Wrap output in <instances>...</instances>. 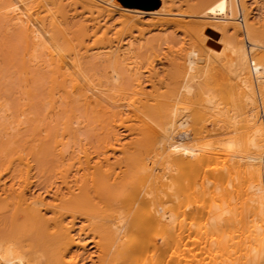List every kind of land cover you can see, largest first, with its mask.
I'll use <instances>...</instances> for the list:
<instances>
[{"label":"bare ground","instance_id":"bare-ground-1","mask_svg":"<svg viewBox=\"0 0 264 264\" xmlns=\"http://www.w3.org/2000/svg\"><path fill=\"white\" fill-rule=\"evenodd\" d=\"M29 1L0 0V16L5 15L12 27L19 30L23 27L26 45L21 71L29 74L28 81L34 83L43 67L49 66L47 102L53 114L62 113L54 116L49 111L51 118L83 109L82 114L91 116L95 122L92 126L100 124L106 136L99 140L100 148L93 151L82 141L81 148L77 152L72 149L75 154L70 153L72 163L66 164L55 153L49 154L53 162L60 159L61 166L68 165L64 169L58 166L56 170L54 165L58 162L53 165V171L60 170L59 178L66 189L61 191L58 186L53 203H48L45 197L51 190L37 195L32 192L33 165L25 155L31 153L38 163L35 157L41 159L59 145L68 146L67 129L73 135L81 130L80 127L73 130L71 124L76 111L68 114L74 116L66 119L70 126L66 120L61 121L65 125L62 129L50 123L53 131L45 132L48 134L45 140L37 142L43 135L39 138L38 134H30L32 139L26 140L29 142L26 148L23 146L26 141L20 139L22 136L16 138L19 133L15 131L13 138L11 134L2 136L3 142L0 136L3 148L0 150L6 149L7 153L6 161H2L19 175L18 186L1 189L3 184H0L3 191L0 205L11 206L10 223L23 228L17 235L10 231V240H0V264H264V7L261 0L255 1L260 5L254 10L255 19L258 17L255 23L248 22L246 0H159L155 8L127 6L116 0H93V5L106 9L110 15L117 12L129 28L155 15L175 22L187 16L199 20L200 25L191 29L198 32L196 35L205 47L202 51L207 53V67L217 62L235 66L242 87L222 107L213 95L206 99L214 104L210 110L204 105L192 111L187 93H192L191 81L197 76L193 71L198 68L199 48L193 46L183 53L182 82H177L175 87L165 80L155 82L152 73L148 75L152 77L148 80L152 83L148 91L143 85L145 72L133 35L121 37L114 44L113 40L107 41L106 32V39L101 35L100 40L94 39L99 40L96 46L88 45L91 24H83V20L72 31L67 28L68 17H60L48 5L30 7ZM231 27L240 30V41L229 34ZM94 32L96 36L97 31ZM95 50L105 51V58L111 63L110 75L95 79L88 73L85 59ZM35 91L34 86H24V100H33ZM26 101L23 104L30 103ZM3 106L0 129L14 130L13 120L11 124L6 121L10 115ZM21 110L22 114H17L23 116L20 118L25 123L28 116ZM20 118L17 120L22 123ZM90 118L86 120L91 125ZM33 121L38 122V118ZM204 121H209L212 128L208 129ZM121 129L135 136L131 134V140L124 142L119 136ZM32 130L38 129L35 126ZM80 136L74 137L75 140ZM49 139L53 142L52 149ZM61 151L59 156L63 157L65 153ZM191 236L198 250L190 246Z\"/></svg>","mask_w":264,"mask_h":264},{"label":"rangeland","instance_id":"rangeland-1","mask_svg":"<svg viewBox=\"0 0 264 264\" xmlns=\"http://www.w3.org/2000/svg\"><path fill=\"white\" fill-rule=\"evenodd\" d=\"M87 1L88 0H30L29 4H31V5H29V6L30 7L31 6L36 7V5L37 6H39V5H48L52 10H54L55 13L57 12L56 14H58L60 17L61 16H64L65 18L68 17L67 18V22H68L67 24H69V25H67V28L72 30V31L75 30L77 24L79 25L80 22L85 20L84 22H82L83 24H87L88 26H90V24H91V31H89V33L91 32V39L87 38L88 42L86 41V43H88V45H92L93 44L92 46H96L98 44L97 42H99V40H100L99 37L101 35L105 36L107 34V37H108L107 41L109 42V41L113 40L114 44L117 43V41H119L122 38H127V37H130V36L133 35V37L136 38L135 46L137 48H139L141 65L143 66V71L145 72V76L143 78L145 83L143 85L147 88L146 90H148V91H149L150 88H152V87H150L152 85L151 81H150L151 84L148 81V80L152 79V77L148 78L149 77L148 75H151L153 73V79L155 78L154 81L155 80H157V81L158 80H165L168 83L171 82V83H169L170 86L172 85V87H175L177 82H179L181 80L183 81V79H184V78L181 79L183 77V76H181L182 75V71H181L182 70L181 69V65L182 64L181 63L183 62L181 57H182L183 53H185V51H187L188 49H190L193 46H196L197 48H199L201 53L204 52L202 50H204L205 47L203 46V44L201 43L199 37L197 36V35H199L198 32L193 33V31H195V30H193V29H195V26L196 25H200L199 20H197L196 17L194 19L195 21L191 19L194 16H191V17L187 16L186 18L183 17V18H181V21L179 20V22H175V21H173V20H171L169 18H164L163 16H158V15L156 16L155 15L152 18L150 17L148 19L147 18L143 19L142 23H140L137 27L129 28V27H126L125 24L122 23L121 17H120V15L117 12L112 13L111 14L112 17H111L109 12L105 11L106 9L100 8L99 5H93L94 4L93 0H90L92 2H90V1L87 2ZM116 1H118L121 4H123L120 0H116ZM255 1L256 0H246V9H247L246 10V13H247L246 16L247 15L249 16V17H247V19L249 18V20H248L249 23H255V20L258 18V17H256V19H255V12L257 10V9L255 10V7L256 6L260 7V5H262L264 7V0H261L260 5H258V3H256ZM253 2H254V4H253ZM252 4H253V7L251 6ZM89 5H91V6H89ZM90 8L92 9V11H91ZM95 8H97L99 11L97 9L95 10ZM249 8H250V10H249ZM185 10H186V13L191 12V11H188L189 9H185ZM254 10H255V12H254ZM262 11L264 12V8L262 9ZM250 12L253 13L254 15L251 14ZM44 13H46V11H44L42 14H44ZM89 13H90L91 16L88 15ZM106 13H107V15H106ZM87 15H88L89 18L87 17ZM108 15H110V17ZM4 17H6V16L5 15L0 16V88H1L0 89L1 90L0 91V97H1L0 98V107L3 104L4 105L3 107L7 108L5 113L10 115L11 117L7 115L10 119L8 117H6L7 120H6V118L4 120L9 122L10 124L12 123L10 121L13 120V125H11V126H12V128H14V130H10V128L8 130H6V132H8L7 133L8 136H7V135H3L4 133L6 134V132H4V131H2L0 129V131H1L0 132V136L2 138V142H3V139H4L3 137L4 136L10 137V136H12V134L15 135L16 133H19L18 137L16 135V138H20L22 136V138H20V139L25 140V141L32 139V136H30V134L31 135L34 134V136L36 134H38L39 138H41V136L43 135L44 137L42 136L41 140H37V142L38 141L39 142L43 141V139L44 140L46 139V136L50 133V131H53L52 127H53L54 124H56L55 126H57V127L59 126L58 128L62 129L61 127L63 125V122L61 123V121H63V120H64V122L68 121V120H66L67 117L69 118V116H71V115H68V114H73L75 111H76L75 115H74L75 117L71 116L72 118L74 117V119H70L69 118L70 120H73V122L72 121H70V122H72L71 124H72V126H74L73 130H75V127H76V129H78L79 127L81 128V130H79L80 128L78 129L79 131H77V133L74 134L75 135L74 136L73 133L70 132L71 130L67 127L68 129L67 128L66 129L69 132L65 129L67 131V133H68V134L66 133V135H65V136H67V139H66L67 142L66 143L69 142L68 140H70V142L72 141L73 143L69 142L71 147H70L69 144H68L69 147L67 145H66L67 146L66 147L63 144L59 145L58 149L55 148L56 151L57 150L59 151V153L56 152L55 150L54 151L52 150L53 152L51 150H49V153H47V155L43 156V157H45L44 160L42 159L43 157L42 158L40 157L41 159H38V158L35 157V159L37 160L38 163L34 162L35 160H33V158H34L33 155H30L31 153L29 155H27V152H26L25 156L26 157L28 156L30 164L33 165L32 166L33 169H32V172H31V175H33L31 184H32L34 189L32 188V192H35V194L37 195V193H39V192H43L45 190H49V191L51 190L49 192V194L45 193V197L47 198L46 201L48 203H53L56 200L55 199L53 201V198H55V197H53L54 196L53 194L55 192H57L58 186L62 188L61 191H64V190L66 191V189L64 187L65 185L63 183H61V180L59 178L60 177V175H59V171L60 170L53 171V169L55 167H57V168L54 169V170H56L61 165H63V163L61 164V161L63 162V160H64V163H66V164L69 163V161L70 162L71 161L74 162V160H72V158L69 157L72 154H75L72 149H74V151L77 152L81 148L80 147V143L82 141H84V140L85 141H84L83 145L86 144L88 146V148H90L91 151H93V150H95L97 148H100L99 144H101V142L99 140L101 138H103V136H106L105 135L106 131L103 130V128L100 126V124H99L100 129L96 128V127H99V126H96L94 128V126H92V125H94L95 122L91 121V120H93L92 118H90L91 116L90 117L87 116L86 113H84L85 115L82 114L83 109H82V111H81V109H75L74 112L70 111V112H68V114L66 116L63 114L64 117L63 116L62 117H59V116L58 117H54L56 115H62V113L61 114H56V115L53 114L54 112L51 111V107L49 106V104L47 102L49 100V96H48V94L46 95V93L49 91V85H50V82H49V80H50V77H49L50 76V72H49L50 67L49 66H46V67L44 66L42 71L39 72L40 75H38V77L42 78V79L39 80V78H38V80H35L37 82V84L35 83V81L33 83V81L31 79L28 81V78H29L30 75L29 74H25V73L23 74V72L21 71L22 70L21 68H23V65L21 63V59H22V57H24V46L26 45V41H24L25 40V38H24L25 36L23 34V27H20V30L17 27L16 28L12 27L13 25L11 24V21H9L7 18H4ZM85 17H87V18H85ZM167 20H169V22ZM261 20H263V18ZM82 23H80V24H82ZM258 24L255 25V26H258ZM192 25H194V26H192ZM93 26H95V27H93ZM191 28H193V29H191ZM232 28L233 27L230 28L231 29L230 31H232V32H229V34L235 38V41H237L236 39H238V41H240L239 40V39H241L240 30L237 29V27L235 29L234 28L232 29ZM20 31L22 32L21 35L18 34V33H20ZM94 31H97L96 32V36L93 35L95 33ZM106 32H108V33H106ZM102 36H101V38H102ZM237 36H239V37H237ZM107 37L105 36L104 38L106 39ZM94 39H99V40L98 41H94ZM105 39H104V41H106ZM104 41H102V42H104ZM107 41H106V43H107ZM100 45L101 44H99L98 46H100ZM140 48H141V50H140ZM95 51H93V53L90 52L91 53V57L85 59L86 62L84 64H85V66H88L87 67L88 73L93 75V78H95V79L99 78V77H106V76L110 75V71H111V66L110 65H111V63H109V61L107 62V60L105 58V51H101V50L100 51H96V52ZM201 53L199 55L200 59L198 57V68H197V70L193 71V74H195L197 76H196L195 79H193L191 81V84L193 85V88H192V91H191L192 93H187V96L189 97L188 100L190 101V105H192L191 111L194 110V109L201 108V106H204V105H206L208 107L207 110H210L214 104L211 103V102H208L206 99H209L210 96H213V95L215 96V100L218 101V103H220L221 104L220 106L222 107V106H224L227 103L229 97L238 95V91H240L241 87H242L241 84H240L241 81H239L240 80V76H238V71L235 70V68H234L235 66L233 67V66H230L228 64L227 65H225V64L223 65V64L217 62V63H215V65L213 67L212 66L207 67V60H206L207 59V56H206L207 53H203V55ZM44 58H45V56H44ZM202 61H203V63H202ZM108 65L110 66V68H109ZM105 66H107V67H105ZM211 68H214V69H211ZM20 71L22 73H20ZM61 71H65V70H61ZM155 71H157V73H154ZM107 73H109V74H107ZM235 75H236V77H235ZM40 76H42V77H40ZM47 78H49V79H47ZM263 79H264V74H263ZM237 81H238V83L239 82L240 83L238 84ZM38 82H40L41 84L38 83ZM118 84H120V86L122 85L121 82H119ZM26 85L27 86H34V88H36L35 93L37 95H35L33 97L34 98L33 100L32 99H28V101H26V100H24V99H26L25 96L23 98L24 86H26ZM164 89H163V91L167 90V89H165V90ZM183 91L186 92L184 89H183ZM206 91H207V93H206ZM3 100H5V101L3 102ZM204 100H206V101H204ZM22 101L23 102H25V101L29 102L30 101L31 104L27 103V105H26L24 103L25 104L24 105ZM21 102H22V106H21ZM201 102L203 103V105H201ZM45 103H47V104L45 105ZM19 104H20V106H19ZM16 105H17V107H16ZM24 106H26V107H24ZM43 106L45 108H43ZM20 107L21 108H26V111L23 110V109L21 110ZM36 107H37V109H36ZM10 108H11V110H10ZM46 108H47V110H46ZM48 108H49V110H48ZM15 110L17 111L18 114H19L20 110L23 111V112H26L25 114L23 113V115H27L30 118H28L26 116L27 117L26 120L23 119V120H25V123H24V121H22L21 118H20V117H23V116L22 115L19 116L15 112ZM49 111L51 112L50 114L54 115L52 118H51V115H49ZM30 112L34 113L35 115L31 114ZM5 113L3 115H6ZM13 113L17 114L16 115L17 117ZM20 114H22V112H20ZM43 115L45 117H43ZM47 115H49L50 118H48ZM12 116L14 118H16V119L14 120ZM40 116H42L45 120H43V118L40 117ZM35 117L38 118V122H36V123H34V121H33ZM85 117L90 118V122H92L91 125L89 124V121L87 123L86 119H88V118L85 119ZM17 118L18 119L20 118L22 123L20 121H18ZM84 119H85V121H84ZM31 121H33V122H31ZM83 121H84V123H83ZM17 122H19L20 125H18ZM205 122L206 121H204V124H206L208 129L212 128V126H211L209 121L206 122V123ZM46 123H47L48 126L46 125ZM50 123H51L52 127H50L51 126ZM68 124L69 125H67V126H70L69 121H68ZM29 125H30V127L28 128ZM81 125H83L84 127L81 126ZM95 125H97V124H95ZM16 126H19L18 127L19 132H17L18 129H17ZM35 126H36V128L38 130H32V127L35 128ZM64 126L65 125H63V127ZM38 127H40V128H38ZM83 128H86V131L91 128L89 130V131L92 130L91 133H89L87 131L90 134V135H88L89 137H87L86 134H88V133H85L86 131ZM92 128H94V129H92ZM28 129L29 130L31 129V130L26 132V130H28ZM157 129L159 130L158 127H157ZM63 130H64V128H63ZM101 130H103V131H101ZM11 131H12V133H10ZM13 131H15L16 133L14 134ZM32 131H35V132L32 133ZM45 132H47L48 134H45ZM97 132L99 133V135H98ZM130 132H128V130H124V129L120 130L119 136H121L122 141H124V140L130 141L131 140L130 138L135 136L134 134H132ZM95 133H97V135ZM9 134H11V135L9 136ZM27 134L31 138L29 136H26ZM80 135L81 136L85 135V136H83L85 138L83 139ZM92 135H94L95 137L98 136L99 138L96 137L97 139H95V137H93ZM25 136H26V138H25ZM76 136L77 137L80 136L79 137L80 139L82 138L81 141H79V143L76 142V141H78L80 139L76 138L77 140H75V138H74ZM13 137H15V136H12L11 138H13ZM27 137H29L30 139H28ZM68 137H69V139H68ZM91 137H93V138H91ZM86 138H88V140L90 141L91 144H88V141H87ZM73 139H74V141H73ZM210 139H211V137H210ZM22 140H20V142ZM91 140H95V141L91 142ZM25 141H22V143L25 142ZM96 142H97V144H95ZM27 143H29V142L26 141L25 145H23L25 148L28 145ZM30 143L32 144L33 141L30 142ZM34 143H36V141H34ZM48 143H49V145L51 144L50 146H51V149H52L53 148L52 147V145H53L52 140H50ZM66 143H65V138H64V144H66ZM0 144H2V143H0ZM31 144H29V146ZM74 144H79V146H77V145L74 146ZM59 147H61L60 149H63L64 147H66V148H68L67 149L68 151L67 152L64 151V150L61 151V150H59ZM66 148H64V149L66 150ZM2 149L3 148H1V150ZM1 150H0V180H1L0 184L1 185L3 184V185L2 186L0 185V186H1V189L2 188L5 189V188H10L14 184L16 186L19 183V175H18V172L15 170V168H8V164L7 163H6L7 167H5L6 164L4 162L6 161L5 156H7V153L5 151L6 149L3 150V151H1ZM26 150L27 149H25V151ZM30 150H31V148L28 149L29 152H30ZM60 151L64 152L67 155L66 156L64 154V156L69 159V160L66 159L68 161H65V157L63 155H62L63 157L59 156L60 155ZM53 153L58 155L57 157L62 158L61 161H59L60 159H57V158L54 157L55 158L54 160L57 159L56 160L58 162L57 166L54 165V164H56L55 163L56 161L53 162L50 159L51 155H49V154H53ZM70 153H72V154L70 155ZM118 154H119V152H118ZM8 155H9V153H8ZM46 156L48 158H46ZM71 157H73V155ZM45 159H48V160L45 161ZM2 162L4 163V165H3ZM34 164H36L37 166H35ZM53 165H54V168H53ZM67 166H65V165L61 166L59 169H64ZM38 167L39 168L41 167V169L38 170L37 169ZM72 169H75V168H72ZM12 177H14L16 179H14ZM1 189H0V194L3 193V191ZM58 193H61V192H58ZM10 210H11V206H8L6 204H1L0 205V224H2V225H0V229H1L0 230V234H1L0 240L5 239V242H6V240H10L11 239L10 238L11 237V233H9L10 231H12L13 233H15L17 235V233L18 234L21 233V228H22V227L18 228L16 226L17 224L16 225H12L10 223L11 222V221H9L10 217L8 216L10 214ZM5 214H7L6 217H5ZM3 218H4V220H3ZM8 224L14 230L10 226H8ZM6 234H7V236L4 237V235H6ZM2 237H4V238H2ZM8 237H9V239H8ZM195 237L196 236H194V239H195ZM189 242H190V246H193L194 248H196V243L193 242L192 236L189 238ZM197 243H199L198 240H197ZM92 250H94V249H92ZM196 250H198V249L196 248Z\"/></svg>","mask_w":264,"mask_h":264},{"label":"water","instance_id":"water-1","mask_svg":"<svg viewBox=\"0 0 264 264\" xmlns=\"http://www.w3.org/2000/svg\"><path fill=\"white\" fill-rule=\"evenodd\" d=\"M123 4L127 6H137L145 8H155L159 6V0H120Z\"/></svg>","mask_w":264,"mask_h":264}]
</instances>
